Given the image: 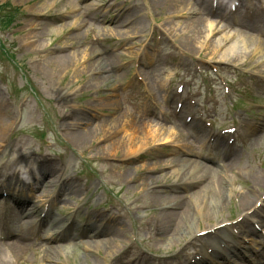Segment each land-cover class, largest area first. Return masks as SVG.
<instances>
[{"label": "rangeland", "instance_id": "1", "mask_svg": "<svg viewBox=\"0 0 264 264\" xmlns=\"http://www.w3.org/2000/svg\"><path fill=\"white\" fill-rule=\"evenodd\" d=\"M197 1L193 0L197 9L181 10L182 6L177 13L168 14L169 11L153 5L152 0H0L12 6L0 15L15 17L9 29L0 28L3 47H0V97L13 112L9 121L13 136L9 135L10 145L0 149V165L27 157L29 162L24 169L33 170V179L36 174L40 175L35 189L25 195L27 207L31 208L33 201L41 209L51 205V216L61 218L63 224L74 218V225L80 228L86 222L95 223L96 219L101 224L102 218L120 217L124 221L122 235L112 248V252L117 250L118 253L114 259L116 264H126L132 255L141 254L154 264H176L178 258L183 264H190L203 249L199 243L196 248L184 250L191 234L233 221L245 213L238 201L234 202L239 198L241 203L244 192L252 194V202L264 197V128L246 139V145L239 143L231 151L235 156L226 162H230L228 168L223 159L220 163L225 168L208 163L211 151L207 146V137L213 134L210 129L217 134L223 128L236 125L241 115L252 112L255 122L250 123L254 125L264 121V85L255 82L259 77L264 82V54H254L253 46L244 42V49L225 61L220 57L228 44L217 47L220 42L225 44L228 34L241 38L244 34L259 35L244 26L232 33L226 21L211 20L212 32L205 29L193 50L184 51L180 46L181 38L188 33L191 35L185 24L195 18ZM131 6L140 11L139 17L145 26H133L129 22L118 26L117 21L121 20V15H128ZM245 11L236 16L242 25L263 26L264 29L263 14L256 13L251 18ZM102 19L106 21L97 22ZM31 42L33 46H29ZM150 42L159 61L153 69L147 70L138 66V59ZM65 54L71 59L69 68L59 72L49 69L47 60ZM93 58L99 61L103 58L108 62L105 66L111 67L109 78L104 82L95 80L102 75L91 71V64L97 61ZM150 58L147 53L144 62H149ZM225 62L230 64H220ZM219 77L226 79L230 91L224 90ZM179 84H184L181 99L187 106L186 113L203 114V119L213 124L210 129L202 122L205 127L199 131L193 125L185 126L175 114L172 118V111L180 102L178 96H174ZM169 92L174 98L167 101ZM141 121L144 130L140 131L135 124L140 127ZM91 127L95 133L89 141L80 144L74 140L79 131ZM167 129L171 132L170 138L159 139L165 136ZM149 130H156L158 136L150 138ZM129 141H133L132 144L124 149L123 145ZM220 147H224L223 144ZM130 150L132 156L126 157ZM137 150L140 151L134 153ZM41 157L56 167L53 180L57 186L52 189L45 182L41 185L44 177L51 181V172L42 176L43 170L40 174L37 171L36 160ZM184 159L223 168L224 193L212 194V201L205 203L202 197H211L209 192L202 189L200 196L195 195L201 182L197 183V178L190 176L180 192L187 197L184 204L190 209L180 208V204L173 207L176 185L184 183ZM6 172L0 170V179H5ZM71 185L77 186L79 192L68 191ZM55 190L62 194L59 199H54ZM200 204L203 213L198 211ZM12 208L10 201H1L0 214L5 210L9 214ZM76 209L81 218L73 216ZM160 209H174L180 214L175 235L152 227ZM208 211L212 218L206 221ZM59 213L62 217L57 216ZM88 215L100 218L90 219ZM187 218H196L198 222H189ZM258 218H264V207L258 212ZM19 220L13 219L10 223L13 231ZM190 228L193 229L190 231ZM234 228L241 231L245 239L252 231L253 242H261L248 224H243L242 229L228 227L225 232L229 237L236 232ZM40 233L41 238L46 239L54 236L55 231L42 226ZM86 242V237H76L75 241L50 239L49 243L59 249L51 257L55 259L48 260L49 264L53 261L58 264L113 263V257L104 248L89 251ZM36 244L42 248L32 249L30 260L48 264L44 258L45 243ZM250 252L245 253L246 257ZM93 258L99 263L92 261ZM212 264L225 263L216 260Z\"/></svg>", "mask_w": 264, "mask_h": 264}, {"label": "bare ground", "instance_id": "2", "mask_svg": "<svg viewBox=\"0 0 264 264\" xmlns=\"http://www.w3.org/2000/svg\"><path fill=\"white\" fill-rule=\"evenodd\" d=\"M153 1V5L159 7L160 9L163 10H167L169 11L168 14H173V13H177V10L182 8L181 10H191V7H193L192 2H190V0H152ZM160 1V3L158 2ZM209 1V0H206ZM223 1V0H221ZM254 1V0H253ZM72 2V1H71ZM239 5V4H238ZM209 6L211 7L210 4H206L204 5L202 8H200L197 12V14L195 15V18L191 20V22L186 23L185 24V28L191 32V35H184L181 38V44L182 48L184 51H192L196 40H198L199 38H201V36L203 35V32L205 29H209L210 32H212L213 28L212 24L209 22L210 19L206 18L207 16L210 17V12H209ZM175 11V12H172ZM140 11H138L137 7H129L128 9V15L127 16H121L119 19H121L119 22L117 21L118 26H120L121 24L130 22L131 24L134 25H140L142 24L143 26H145L142 22L141 23V18L139 17V13ZM223 13L218 14L215 17H219L221 20L227 21L226 17H225V9L222 11ZM118 16V15H117ZM206 16V17H205ZM212 17V16H211ZM105 19H102V21H104ZM143 21V20H142ZM98 23L101 21H97ZM257 25H253L251 28H253L254 31H256L257 33H260V29L256 28ZM260 27V26H258ZM249 28V29H251ZM237 30H231L232 33L236 32ZM230 34L226 35L225 37V44L224 43H219V45L217 47H219L221 44L222 46H225L228 44L227 48L225 49V51L221 54V59L223 60H228L227 58H233L234 55L239 52L240 50H243V43L247 42L249 43L251 46L255 47L257 51L254 50V54H258V55H263L264 54V42L260 41L258 38V36L254 35L253 36H247L246 34H244V36H242V38L240 37V35H238L234 40H230ZM33 46L34 43L31 42L29 43V46ZM41 47V46H38ZM37 47L34 48L33 51H36ZM99 51V50H98ZM97 53V49L95 51H92V57H94V55ZM251 54V53H250ZM247 55V54H246ZM97 60L93 58V61ZM103 61H95L94 64H91V71L93 72H97L98 75H102V78H97L95 77V80H97V82L99 83L101 80L102 82H104V80H106V78H109L110 73V66L106 67L105 65H107L108 62H105L104 59L102 58ZM46 61V60H45ZM48 63V67L49 69H51L52 71H61V70H66L67 68H69V66L71 65V59L69 57V55L65 54L64 56H57L54 57L50 60L46 61ZM103 73V74H102ZM108 73V74H107ZM107 74V75H106ZM76 116V115H74ZM13 117V112H10V108L9 105L7 103V101L4 100V98L0 97V149H4L5 147H8L10 145V137H12V133H11V129H10V120ZM181 118H183V116H181ZM81 119V118H80ZM83 118L81 119V122H83ZM196 121V120H195ZM197 122V121H196ZM143 123L141 121V123H139L140 127L137 126V124H135L136 128L138 130L141 131L144 130L143 127ZM184 124H186V122H184ZM193 125L195 126V128H197V130L202 131L204 129V127L200 126L198 123L192 122L189 125ZM93 127L87 129V130H82L79 131L75 136H74V140L80 142V144H85V142L89 141L90 138H92L94 136L95 131L92 130ZM156 130H149L148 135L151 136L150 138L155 139L158 135L155 132ZM165 136L163 138H159L161 140H165V139H169L171 132H169V130L167 129V132H165L164 134ZM133 141H129L127 143H125L124 149H126L127 147H129L132 144ZM141 149V147H140ZM140 150H137L134 153H138ZM132 151H128L126 157H130L132 156ZM235 154H230L228 157H225L227 159V162L230 160H233L232 157H234ZM17 160H28L27 162H25L26 164L29 162V159L27 157L21 156L20 158H17L15 161ZM185 160V159H184ZM13 166L18 167L17 165L13 164ZM44 166L42 164H39V170L42 171L43 170V176L49 174L51 172V181L49 179H47L45 181V185L49 184V186H47L48 188L52 189L53 187H55V183L56 181L53 180L54 179V171L56 169V167L54 165L49 164L48 167H45L46 169L41 170V167ZM182 166L184 168H186V171L182 174L183 178L182 180L184 181V183H179L176 186V191L177 193H175V196L177 195V197L175 199H173V202L176 203L174 205L173 203V207H177L178 204H180V208H183L185 206V208L187 210H189V206L185 205V201H187V197L184 196L183 194L180 195L181 192V188H183L186 184H188V180L190 179V176H193L196 179V182H201V185L198 188V191L195 193V195L200 196V194L202 193V189L206 190V192H209L210 196L208 199L205 198V196H201L202 197V201L207 203V200L212 201L211 198H214L212 196V194L214 195H221L224 193L225 188L223 185V179H222V174H223V168L219 169V168H212L211 166H207L204 165L203 163L199 162V161H191V160H185L184 163L182 164ZM225 166H227V168L230 165L229 163H225ZM12 168V167H11ZM226 168V169H227ZM181 169V168H180ZM15 174V173H14ZM10 178H12V176H9ZM24 178L28 179V176H24ZM30 182H33V179H30ZM152 184V182H151ZM192 185V182L190 183ZM33 183H31V185L29 187H32ZM22 186V184H21ZM152 189V188H151ZM68 191H74V192H79L77 190V186L75 185H71L68 189ZM60 193V192H57ZM58 195V194H57ZM173 196V195H172ZM197 197V196H195ZM242 199H241V207L242 208H249V206L252 203V194L249 191L244 192L241 195ZM14 198L19 199L20 201V205L19 206H15L12 209V215L15 216H22L24 215L23 210L24 207L28 206V202L23 201V198L21 197H15ZM201 199V198H200ZM199 199V200H200ZM162 204L164 202H161ZM184 205H183V204ZM218 203V201H217ZM167 208V207H166ZM202 204H200L198 211L200 213H203V210H201ZM187 212V211H186ZM210 213V211H208V213L206 212V221H208L209 219L212 218V216H209L208 214ZM179 215L178 212L174 209H171L169 211V209H160L159 211V215H158V220L155 222V220L153 221V228H156L158 230H160L161 232H163L164 234L169 233L168 235H175V233L178 231L177 227L179 226L178 224V220H179ZM185 216V215H184ZM97 218L98 216H94V218ZM29 221L28 222H32L33 224L36 222L34 220V218L30 215L29 213ZM104 219V218H103ZM187 221L189 222H198L196 218H187ZM52 224L56 223V224H60V222L58 220L52 222L50 221ZM177 222V223H176ZM182 222H183V218H182ZM124 221L120 218V217H112V218H108L106 220L105 223H93L92 225H89L87 227H85L82 230H75L72 229L71 230L68 228L64 234L60 235V240L67 238L70 239L72 241H75L76 237H80V236H84L87 238V242L85 243L86 249L91 251L93 250H97L99 248H104V250L106 252H109V256L113 257L114 259H117V250H115L114 252H112V248H113V243L115 241L118 240V238L121 237L122 235V231H121V226L123 225ZM176 223V224H175ZM199 226V225H198ZM192 230V228H190V231ZM79 231V232H77ZM211 233V232H210ZM206 234L205 236L202 237H194L192 238V241L198 242V241H203V251L199 254L201 259L199 258L198 260H196V264H208V261L206 260L207 258H209L207 251L205 250L206 247H209L210 244L213 243L212 239V234ZM195 235L194 233L191 234V237ZM10 236H12V232L11 230H9V228L6 226V222H4V225L1 226V230H0V264H10V260L7 261V256L11 255L12 258H15L16 260L20 261L23 254L25 253V251L28 248L33 247V249H39V247H35L33 244H31L29 242V237L28 234H16L13 235V237L11 239ZM103 237V238H102ZM190 237H188L189 239ZM190 240V239H189ZM195 242L193 243V246L195 245ZM42 247H40L41 249ZM45 248H46V256L44 258H46V261L48 260H54L55 258H51L53 254H57V251L59 248L57 247H53L51 246V244H49V242L45 243ZM189 248V247H188ZM231 246H228L227 251L232 255V253L234 255H239L238 253H236V251H231ZM39 249V250H40ZM132 259H130V263L129 264H148L151 263L150 259L148 257L142 256V255H132ZM212 257L214 259L218 258L217 255H212ZM10 258V256H9ZM128 260V259H126ZM92 261L99 263V261L96 258H93ZM49 264V261H48ZM112 264H116V260L113 261ZM151 264H154L151 263ZM160 264V263H159ZM176 264H182L179 261L176 262Z\"/></svg>", "mask_w": 264, "mask_h": 264}, {"label": "trees", "instance_id": "3", "mask_svg": "<svg viewBox=\"0 0 264 264\" xmlns=\"http://www.w3.org/2000/svg\"><path fill=\"white\" fill-rule=\"evenodd\" d=\"M11 24V20L8 18V21L5 22V25L8 26Z\"/></svg>", "mask_w": 264, "mask_h": 264}]
</instances>
